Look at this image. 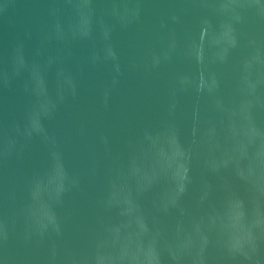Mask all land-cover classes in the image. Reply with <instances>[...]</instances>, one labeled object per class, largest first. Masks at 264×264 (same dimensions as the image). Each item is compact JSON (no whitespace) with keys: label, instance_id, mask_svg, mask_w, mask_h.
Segmentation results:
<instances>
[{"label":"water","instance_id":"obj_1","mask_svg":"<svg viewBox=\"0 0 264 264\" xmlns=\"http://www.w3.org/2000/svg\"><path fill=\"white\" fill-rule=\"evenodd\" d=\"M0 264H264V0H0Z\"/></svg>","mask_w":264,"mask_h":264}]
</instances>
